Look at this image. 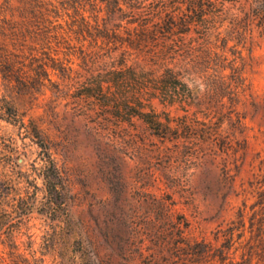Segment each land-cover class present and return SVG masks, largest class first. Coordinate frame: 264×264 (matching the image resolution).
Segmentation results:
<instances>
[{
	"label": "trees",
	"instance_id": "16d2710c",
	"mask_svg": "<svg viewBox=\"0 0 264 264\" xmlns=\"http://www.w3.org/2000/svg\"><path fill=\"white\" fill-rule=\"evenodd\" d=\"M255 32L264 37V0H0V76L35 93L48 83L77 89L90 117H138L163 140L186 141L195 150L218 149L235 159L247 149L243 120L248 96L255 113L264 110V98L259 102L252 96L240 65V47L253 42ZM72 48L79 50L82 70L74 67ZM51 72L64 82L52 81ZM1 98V116L25 119L19 97ZM155 100L166 109L159 112ZM21 126L41 149L44 211L62 216L52 218L57 223H69L70 187L51 144L36 124L22 121ZM20 186L0 171V227L20 221L18 228L0 233V244L9 243L18 264L45 256L52 264H64L56 230L43 236L40 251L33 236H27L29 249L21 252L22 227L38 202L28 203L22 192L29 190ZM254 192L255 204L264 207V169ZM182 227L178 223L170 264H199L202 255ZM257 246L263 251V236ZM93 257L84 242L73 262L95 264Z\"/></svg>",
	"mask_w": 264,
	"mask_h": 264
},
{
	"label": "rangeland",
	"instance_id": "374dc122",
	"mask_svg": "<svg viewBox=\"0 0 264 264\" xmlns=\"http://www.w3.org/2000/svg\"><path fill=\"white\" fill-rule=\"evenodd\" d=\"M65 19L71 23L68 16ZM61 22L67 29L66 21ZM254 35L253 42L240 47V65L250 93L260 102L264 37ZM70 51L74 67L82 70L79 50ZM51 78L64 82L56 72ZM9 80L0 76V98L19 97L25 119H5L0 109V171L29 190L22 192L28 203L38 202L22 227L21 252L29 249L27 236H33L40 251L43 236L56 230L64 264H75V252L82 251L84 242L90 244L95 264H170L176 256V228L182 223V231L202 255L199 264H264V249L257 246L264 237V207L255 204L254 192L264 169V110L255 113L250 96L243 120L247 149L234 159L218 149L195 150L186 141L163 140L138 117H90L84 114L88 104L78 101L77 89L48 83L35 93L13 87ZM154 105L159 112L166 109L157 100ZM22 121L36 124L51 144L70 187L69 223H57L52 218L62 216L44 211L41 149ZM12 220V228H18L19 219ZM12 228L0 227V233ZM8 244H0V264H18ZM256 247L258 254L252 255ZM44 259L32 264H52L49 256Z\"/></svg>",
	"mask_w": 264,
	"mask_h": 264
}]
</instances>
